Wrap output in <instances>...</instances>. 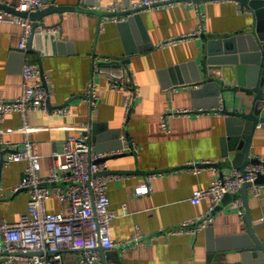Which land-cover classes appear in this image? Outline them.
Wrapping results in <instances>:
<instances>
[{
    "label": "crops",
    "instance_id": "1",
    "mask_svg": "<svg viewBox=\"0 0 264 264\" xmlns=\"http://www.w3.org/2000/svg\"><path fill=\"white\" fill-rule=\"evenodd\" d=\"M20 1L0 0V4L15 9ZM115 1L58 0L59 5L76 10L46 16L42 23L59 27V31L35 34L32 51L27 46L22 53L18 49L22 26L0 22V98L11 101L22 95V70L28 62L39 67L40 81L53 91L51 107L47 104L49 110L32 111L28 116V137L40 156V177H47L49 156L63 153L65 141L70 137L87 135L93 151L106 155L108 169L102 175L107 178L110 209L116 215L110 225L112 240L116 244L128 241L135 228L141 230L143 237L135 247L108 249L103 260L99 251L100 264H222L228 256L238 261L240 256L228 250L237 242L231 238L244 236L248 227L244 205L240 209L234 199H226L215 210L209 226L214 228L216 238L226 240L215 242L213 248L208 245L209 226L199 234L168 232L207 212L209 201L194 205L190 198L195 189L208 188L219 179V171L207 167L194 173L188 167L207 161L223 162L224 150L230 142L226 122L229 113L249 111L253 104V96L226 92L218 96L217 105L210 106L212 96L195 98L194 90L201 87L188 81L192 78L190 69L180 67L195 61L203 75L207 55L204 34L218 38L232 36L251 27L255 15L242 5L239 8L233 0H203L194 4L185 1L168 9L144 10L140 12L141 20H130L134 16L124 12L136 0H117L125 10L120 13L125 20L118 22L104 15ZM50 3H45L44 8ZM200 26L203 28L200 37L159 46ZM209 72L226 85L235 82L230 74L225 79L222 70ZM116 82L128 83L134 90V108L128 118L123 106L124 92L112 87ZM90 85L98 96L94 107L87 101ZM221 102L224 112L219 115L214 108ZM64 107L70 113L55 116L51 112ZM182 108L206 113L174 115L169 120L170 132H166L160 123L161 116ZM21 126L19 113L6 115L0 121V139L19 144L22 149L25 134ZM261 127L253 138L251 158H264ZM118 143L122 147L117 149ZM6 155L7 152L1 154L0 161ZM229 156L233 158L234 153ZM25 168V162L0 163V218L8 223L16 222L28 209V190H17ZM233 170L225 168L223 173L230 176ZM154 171L165 173L154 175L152 193L136 196L137 185ZM48 187L52 192L53 186ZM260 190L264 193V183L260 184ZM248 192L252 225L264 240V194L256 197L250 188ZM68 208L55 199L47 204L48 211L53 213L66 214ZM110 254H116L117 259L107 257ZM61 255L63 264H80L78 253L72 250Z\"/></svg>",
    "mask_w": 264,
    "mask_h": 264
},
{
    "label": "built area",
    "instance_id": "2",
    "mask_svg": "<svg viewBox=\"0 0 264 264\" xmlns=\"http://www.w3.org/2000/svg\"><path fill=\"white\" fill-rule=\"evenodd\" d=\"M185 1L191 4L195 2L194 0H136L127 11L168 9ZM233 1L241 8L239 1ZM44 6L45 3L42 0H21L15 10L20 13H35L44 9ZM122 11L125 10L116 0L107 10L109 14L107 16L113 21L122 22L125 20L120 15ZM0 22L17 23L22 26V40L18 49L25 52L33 33L34 21L29 17L24 18L0 10ZM58 31L59 27L40 26L35 33L38 35L56 34ZM202 34L203 28L200 26L186 36L170 38L161 42L159 46H169L176 41L184 42L200 37ZM22 74L24 79L22 95L11 101L0 98V121L13 112L21 115L22 132L25 134L24 147L21 149L19 144L0 139V155L7 152V155L3 157L5 164L26 163L22 181L17 186V190H28L30 199L27 212L22 214L16 222L8 223L0 218V264L15 261H25L28 264H63L61 253L67 250L78 253L80 264H100V247L114 249L137 246L143 237L139 228H135L133 236L126 242L116 244L112 240L110 225L116 215L110 209L107 178L102 175L103 171L108 169V163L105 160L106 155L93 151L87 135L80 138H68L65 141L63 153L49 156L50 168L47 177H40V156L36 152L35 144L28 137L30 130L28 116L32 111L47 112L49 110L47 102L53 91L48 87L45 88L40 81L42 73L37 65L28 62L24 65ZM112 87L124 92L123 106L126 118H128L134 108V90L128 83L116 82L112 84ZM87 90L88 104L94 107L98 100L97 91L93 85H90ZM219 104L214 111L222 115L224 104L222 102ZM51 112L55 116H62L70 113V110L64 107ZM192 113L203 115L206 112L203 110L198 112L193 108H182L170 115H162L160 123L166 132H170L169 120L172 116H188ZM207 164H211V161L202 162L201 165L207 166ZM188 169L199 173L202 167L191 164ZM212 169L218 171L216 167ZM156 174L161 173L154 172L146 176V180L137 185L134 194L143 196L152 193L151 182ZM260 175H264V158H260L257 163L247 164L243 173L234 169L230 176L215 180L208 188L195 189L190 202L199 205L204 201H209L207 212L168 233L199 234L207 229L213 221L215 210L223 202L225 196L241 193L247 183L251 184L250 189L255 196L261 197L264 193L260 190V184L256 183ZM49 185L53 186L52 192H50ZM51 199L67 204L69 208L66 214L48 211L47 204ZM234 200L235 205L241 209L243 202L240 197Z\"/></svg>",
    "mask_w": 264,
    "mask_h": 264
},
{
    "label": "water",
    "instance_id": "3",
    "mask_svg": "<svg viewBox=\"0 0 264 264\" xmlns=\"http://www.w3.org/2000/svg\"><path fill=\"white\" fill-rule=\"evenodd\" d=\"M45 3L51 2L48 7L35 12H17L14 8L6 7L0 4V9L9 10L13 14L21 17H29L34 21L33 33L28 43V51H32L33 41L35 40L34 35L36 29L40 26H47L46 23H42V20L53 13H61L69 10H76L74 7L66 5H59L58 0H42ZM200 2L203 0H194ZM241 2V5L245 8L250 9L253 15H255V23L246 29L239 31L232 36L225 37H209L204 34L202 37L205 42V51L207 52L206 57L203 61V75L200 73V69L197 67L195 61L188 62L187 65H181V69H190L192 78H188L190 83L198 85L201 88L196 89L193 92L195 98L204 97L205 95H211L212 102L210 106L217 105V98L219 95L226 92H243L248 96H253L252 107L249 111H237L229 113L228 122V134L229 140L228 146L223 153L224 161L221 163H211L205 165L197 164L198 167L212 168L216 167L219 171L220 178H224L223 171L227 169H236L240 172H244L245 167L249 163H257L259 159L251 158L252 143L254 137L258 132L260 125L264 128V0H237ZM140 11H126L124 15H133L130 20L140 18ZM102 13H99L101 15ZM104 15H109L105 13ZM124 25V23H122ZM39 38V37H38ZM40 39V38H39ZM43 39V38H42ZM21 52V51H19ZM39 57L41 56L37 51H33ZM22 53V52H21ZM107 66V64H104ZM178 68V67H177ZM176 68V69H177ZM209 70H222L224 72V78L227 79L230 74L234 76L233 84L226 85V82L219 80L216 74H211ZM194 71V74H193ZM207 75V77H205ZM205 77V78H204ZM46 88L47 85L44 84ZM197 103V102H195ZM48 106L51 107L50 99L47 102ZM227 112V111H226ZM228 114V112H227ZM261 127V128H262ZM226 139V138H225ZM227 141V139H226ZM121 143H118L116 148H121ZM230 153H234L233 158L229 156ZM0 163L3 165V159ZM155 173H162L164 171H154ZM154 172L149 174H154ZM257 184L264 183V175H260L256 181ZM251 184L247 183L244 185L241 193L238 194H227L223 202L226 199H235L238 197L243 198V205L246 210V221L248 231L244 236H238L231 238L236 240L232 250V255L238 254L240 259L238 261L230 260V257L224 259L222 264H264V240L261 239L255 232L256 228L253 227L250 218V211L248 210V195ZM208 245L212 246L215 242L224 241L226 239L216 238L214 235V228L209 226L207 230ZM213 248V246H212ZM108 249L99 248L101 257L103 260L104 253ZM114 257L117 259L116 254H110L107 257Z\"/></svg>",
    "mask_w": 264,
    "mask_h": 264
}]
</instances>
